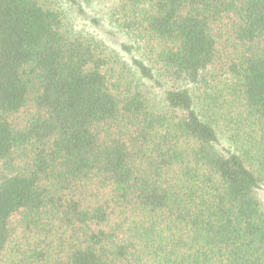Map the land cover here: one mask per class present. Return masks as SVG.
Segmentation results:
<instances>
[{
	"label": "trees",
	"instance_id": "trees-1",
	"mask_svg": "<svg viewBox=\"0 0 264 264\" xmlns=\"http://www.w3.org/2000/svg\"><path fill=\"white\" fill-rule=\"evenodd\" d=\"M260 186L264 0H0V264H264Z\"/></svg>",
	"mask_w": 264,
	"mask_h": 264
},
{
	"label": "rangeland",
	"instance_id": "rangeland-1",
	"mask_svg": "<svg viewBox=\"0 0 264 264\" xmlns=\"http://www.w3.org/2000/svg\"><path fill=\"white\" fill-rule=\"evenodd\" d=\"M60 5L61 10L67 17L69 26L85 34L96 36L110 49L119 51L123 43L133 44L124 32L110 23L108 19L109 2H95L91 5L83 4L82 8L84 13L78 11L77 6H70L66 4V2H61ZM135 46L137 49V45ZM135 52L137 53L136 50ZM125 57H127V55H125ZM154 90L158 94L162 92L159 88H155ZM220 138L219 148L224 152V148H229L230 146L225 138ZM256 192L264 208V186L256 188Z\"/></svg>",
	"mask_w": 264,
	"mask_h": 264
}]
</instances>
